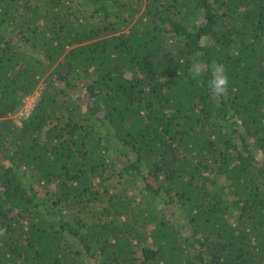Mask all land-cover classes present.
<instances>
[{"label":"trees","instance_id":"obj_1","mask_svg":"<svg viewBox=\"0 0 264 264\" xmlns=\"http://www.w3.org/2000/svg\"><path fill=\"white\" fill-rule=\"evenodd\" d=\"M0 264H264V0H0Z\"/></svg>","mask_w":264,"mask_h":264},{"label":"clouds","instance_id":"obj_2","mask_svg":"<svg viewBox=\"0 0 264 264\" xmlns=\"http://www.w3.org/2000/svg\"><path fill=\"white\" fill-rule=\"evenodd\" d=\"M194 76L200 75V68L194 66ZM229 83L227 71L222 63H214L211 65V77L208 80V85L213 93L221 94L225 91Z\"/></svg>","mask_w":264,"mask_h":264},{"label":"rangeland","instance_id":"obj_3","mask_svg":"<svg viewBox=\"0 0 264 264\" xmlns=\"http://www.w3.org/2000/svg\"><path fill=\"white\" fill-rule=\"evenodd\" d=\"M36 93H37V92H36ZM36 93L33 94V95H31V98L26 102V105H24V107H23L19 112H17L16 114L12 115L13 118L16 120L17 123H20V121H21V116H22L23 114H25V110H26L27 108H32V107H33L34 103H35L36 100H37V94H36ZM219 182L222 183L221 180H219ZM224 183H226V181H225Z\"/></svg>","mask_w":264,"mask_h":264},{"label":"built area","instance_id":"obj_4","mask_svg":"<svg viewBox=\"0 0 264 264\" xmlns=\"http://www.w3.org/2000/svg\"><path fill=\"white\" fill-rule=\"evenodd\" d=\"M31 98V96H29L27 99H26V102L29 100ZM26 102H25V105H26ZM31 108H27L26 110H25V113L27 114V113H29V110H30Z\"/></svg>","mask_w":264,"mask_h":264}]
</instances>
